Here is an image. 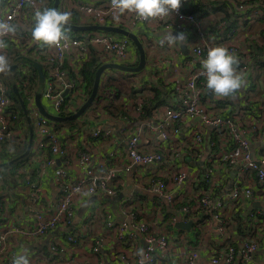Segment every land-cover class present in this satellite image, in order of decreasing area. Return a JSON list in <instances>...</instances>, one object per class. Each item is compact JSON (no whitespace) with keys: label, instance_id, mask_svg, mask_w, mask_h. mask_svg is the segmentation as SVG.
<instances>
[{"label":"crops","instance_id":"0c3cea01","mask_svg":"<svg viewBox=\"0 0 264 264\" xmlns=\"http://www.w3.org/2000/svg\"><path fill=\"white\" fill-rule=\"evenodd\" d=\"M195 1L186 0L185 5L194 9ZM202 3L205 4L202 8L206 9L207 1L202 0ZM3 4L5 0L2 1ZM63 4V10L69 8L67 2ZM207 14V21L220 38H230L240 48H246L255 53L264 50V19L243 22L234 15L235 17L232 16L231 21L228 20L224 28L218 24L220 18L225 16L224 12L215 9L208 10ZM132 30L138 34L147 52L146 68L133 77L135 87L139 90L152 73L158 72V76L154 75L155 78L159 77L165 84L173 83L176 87L173 91L169 90V93L166 91L167 104H180L181 98L178 93L185 86L188 73L200 65L192 61L193 55L189 42L168 43L165 40L167 33L172 32L176 35L180 32L157 20L141 23ZM11 44H15L18 48L21 46L15 40H10V45L8 42L9 48ZM41 45L42 43L32 39V30L28 29L25 52L29 51L31 56L36 55L34 57L38 58L37 53L41 51ZM234 56L239 60L236 66L237 71L244 77L241 89L234 98H217L211 91H207L203 98L209 112L223 111L224 114L238 120H245L242 124V127L248 131L245 136L250 138L253 153L259 156V150L264 151V136H259V133L253 130L250 117L244 111H252L258 119L264 112V70L260 71L257 60L252 58L248 62L249 69L243 71L242 65L247 60L243 56ZM18 61L17 58L12 64H16L17 67ZM67 62L69 66L71 60L68 59ZM71 70L75 71L73 68ZM111 73L114 82L122 80L130 85V81L126 78H116L120 75L119 72L116 75L115 72ZM7 75L10 78L14 77V70H11V67ZM69 78H72L70 73ZM199 80L202 81L203 77ZM78 81L76 80L77 84L85 89L86 83L80 76ZM130 92L128 89L115 95L118 102H112V104L105 100L92 113L79 118L77 124L62 127L63 138H66L71 157L70 169L74 177L80 178L84 174L79 162V153L86 151L93 156L95 166L104 163L107 167L118 169L117 190L114 194L97 191L93 195H81L75 202V215L72 222L67 226L56 227L43 238L26 239L20 235L11 236L7 247L17 256L26 255L29 264H73L72 260L76 264H140L136 257L147 246L145 238L140 236L137 240L128 241L119 239V223L122 220L131 223L134 217L145 221L150 226L151 232L169 236L170 245L159 251L153 264H187V256L191 249L199 250L201 253L196 264H222L212 262L222 242L216 229V222L208 209L195 210L187 220L185 219V221H192L190 229L172 224V218L179 215V209L184 204L193 202L204 186L207 158L210 155L219 156L220 153L229 149L228 143L224 141V135L217 133L212 125L203 123L201 120L184 118L177 123L178 130L171 132L170 137L165 139L160 135L156 125L163 115L166 104L156 106V114L153 112L148 116V121H144L142 117L136 118L134 113L135 102L139 103L141 98L135 101L128 96ZM223 100L226 102L224 103ZM218 101L221 103L219 104ZM259 102L262 103L261 106ZM43 103L45 104V101ZM123 109L126 112L125 115L120 112ZM139 125L143 126L140 139L142 149L161 153L163 155L161 162L147 165L132 163L128 153V139L135 127ZM97 128L102 129L103 132L95 136L94 132ZM197 129L203 137L200 146L195 141ZM251 130L254 132L251 133ZM256 130L259 131V126ZM38 142L39 138L36 143L33 139L34 151L31 162L19 170V173H26L25 180L36 178L42 160L54 156L46 147L38 150ZM58 165H60L59 159L55 165L47 167L40 174L43 190L49 201H54L59 193L55 177V168ZM214 165L217 196L228 198L238 182L242 181L244 185H248L247 183L254 177L243 168L242 163L231 165L219 159L214 162ZM177 173H183L185 177L179 181L175 178ZM153 178L165 180L167 188L164 194L148 190L147 185ZM2 187L5 192L0 196V227L6 222L30 221L32 217L31 206H29L30 190L22 175L20 177L17 174L9 182L8 187L3 185ZM167 193L173 198L172 201L165 197ZM263 205L257 189L255 197H242L236 202H231L228 198L224 207L223 215L229 225V243L236 245L244 240L258 238L259 249L253 254L249 264H264ZM109 221L113 222L112 226L108 225ZM71 232H77L78 238L75 243L65 239V234ZM53 241L65 245L66 250L65 253L57 254L54 260L50 261L47 259V253Z\"/></svg>","mask_w":264,"mask_h":264},{"label":"built area","instance_id":"2783aa9c","mask_svg":"<svg viewBox=\"0 0 264 264\" xmlns=\"http://www.w3.org/2000/svg\"><path fill=\"white\" fill-rule=\"evenodd\" d=\"M2 1L0 0V19L6 20L16 27L15 34L3 38L5 47L0 49V53L7 55L10 40L22 41L27 44L28 29L32 30L35 26V12L46 9L49 0H5L3 5ZM63 2H67L69 8H75L86 24H115L132 30L139 24L148 22L138 19L134 13H119L118 10L112 7L111 0H63ZM229 2V7H226L227 11L233 14L232 16H238L243 22L264 19V0H229ZM207 15L197 14L192 9L185 10L181 3L178 11H174L163 19H155L180 33L183 32L192 50V61L200 64L188 73L186 84L178 93L181 98L179 107L173 106L174 104L164 106L163 115L156 125L160 135L167 139L170 137L171 132L178 130L177 123L179 121L184 118H200L201 122L212 125L217 133L224 135V141L228 143L229 148L220 153L219 156L210 155L207 158L208 165L204 174V186L193 202L184 204L179 209V215L172 218V224L176 225L179 221L187 220L195 210L208 209L216 222V229L222 242V246L213 256L212 262L249 264L253 254L259 249L258 238L244 240L237 245L229 243V225L223 212L228 198L231 202H236L242 197H255L257 189L259 190V198L264 203V153L262 150H259V156L253 153L250 138L245 136L248 131L242 127L243 122H245L244 119L238 120L233 116L224 114L223 111H218V113L208 111L203 96L210 90L206 87L207 77L204 74L202 61L207 58L209 48L222 46L226 47L232 55L243 56L247 60L242 65L243 71L249 69L248 62L252 58L257 60L259 70L262 71L264 67V50L255 53L249 49L240 48L230 38H220L207 21ZM218 24L225 28L227 20L220 18ZM66 35L67 40L61 41L60 46L42 44L41 48H43V53L46 56L45 58L40 57L46 64L45 87L41 91L42 99L45 101L47 109L54 114L63 116L77 111L76 100L85 91L84 87L79 86L75 79L69 78L70 69L73 68L77 72L82 62L90 59L94 50L99 53L105 62L114 61L131 65L139 59L131 40L119 33L86 30L79 31L78 34L66 32ZM68 59L71 60L69 66L67 65L69 63L67 62ZM200 77H203L202 81L199 80ZM223 102L226 101L223 100ZM10 103L8 88L0 78V147L3 144L19 145L25 137L21 129L15 130L12 128V123L17 120L18 115L9 113ZM141 103L142 100L134 109L135 116L148 121V115L143 110ZM261 105L262 103L259 102V106ZM28 108L33 114H39L32 120L33 129L35 127L39 135L38 150L46 147L54 156L42 160L36 179L29 178L25 180L30 190L29 206H31L32 213L30 221L6 222L0 227V264H13L14 259L17 257V254L7 247V242H9L11 236L20 235L26 239H40L58 226L69 225L75 215V202L81 195H93L97 191L114 194L119 180L117 168L107 167L104 163L95 166L93 156L86 151L79 153V162L84 174L80 178L74 177L70 169L71 157L66 138H63V129L57 127V122L39 113L35 104V96L29 97ZM156 109L154 110L155 114ZM244 113L250 117L253 130L259 133V136H264V112L259 115V119L252 111L245 110ZM257 126H259L258 132L256 130ZM102 132V129L97 128L94 135L98 136ZM142 132L143 126L139 125L135 127L128 139V153L132 163L147 165L161 162L163 160L161 153L142 149L140 142ZM252 132L254 131L251 130ZM195 134V141L200 146L203 139L202 133L197 129ZM217 157L231 165L242 163L243 168L254 176L247 183L248 185H244L242 181L238 182L228 198L215 194L214 162L219 161ZM58 159L60 165L55 168V177L59 193L54 201H49L43 190L40 174L47 167L55 165ZM184 177L183 173H177L175 178L180 181ZM147 188L150 191L164 194L167 183L162 178H153L148 183ZM165 197L169 201L173 200L169 193ZM262 212L264 213V205ZM108 225L112 226L113 222L109 221ZM118 231L119 239L122 241L137 240L140 236L145 238L147 246L143 251L144 264H153L159 251L170 245L169 236L151 232L150 226L145 221L135 217L131 223L122 220L118 225ZM76 233L65 234V239L75 243L78 238ZM65 250V245L53 241L47 253V259L52 261L57 254L65 253ZM200 255L199 250L191 249L187 256V264H196V260ZM136 260L141 264L139 254H137ZM72 262L76 264L74 260Z\"/></svg>","mask_w":264,"mask_h":264},{"label":"trees","instance_id":"16d2710c","mask_svg":"<svg viewBox=\"0 0 264 264\" xmlns=\"http://www.w3.org/2000/svg\"><path fill=\"white\" fill-rule=\"evenodd\" d=\"M185 1L186 0H181V3L185 7V10L189 11L192 9L197 14L203 15V14H207L208 10L218 9V10L224 12L225 16H223L222 19H226L227 21L230 20V18L233 15V14L229 13L226 9V7H229V5H230L229 0H206L207 1V4H206L207 8L206 9L202 8L203 6H205V4H203L204 1L202 3V0H196L195 1L196 4L193 5L194 9L187 7L185 5ZM53 3H54V0H49L47 8H53ZM62 4H63V0H60L59 11L68 12L71 14L70 23L86 24V22L82 20L80 13L75 8H68L66 10H63ZM205 10L207 12L204 13ZM65 31L70 32L71 30L65 29ZM78 33H79V31L76 32V34H78ZM18 43L21 44V46L19 48L15 44H11V46L9 48V51H8L9 53L7 54V58H8L10 67H11L12 62L15 59L24 55L23 53H25V55H27V56H31L29 51L25 52L27 44L22 42V41L18 42ZM9 45H10V41H9ZM133 45L135 47L136 53L139 56L138 49L136 48L135 44H133ZM34 56H36V55H32L31 57L38 60L41 63L43 70H44V73H45V76H46V64L43 62V59H40V57L45 58V56H46V54L43 53V48L41 49V51H39L37 53L38 58L34 57ZM139 59H140V57H139ZM139 59L137 62H135L134 64H131V65H137L139 63ZM103 63H105V61L102 59V57L99 55V53L94 52V55H92V57L90 59L82 62V64L79 66L77 72L72 71L70 69L72 78H74L78 81V78L80 76L81 79H83L86 83L85 91L83 93H81L79 95V98L76 100V103H77L76 110H78L79 107L90 96V94L92 92V87H93L96 71L99 68V66L102 65ZM26 67H27V69H25ZM263 70H264V67H263ZM107 72H115V71H112L111 69H107L104 71V73L102 75L99 91L97 93L96 98L100 96L106 100H110L111 102H114L116 100L115 95L122 93V92H125L126 90L130 89L131 92L129 93L128 96L135 99V101L138 100V98L140 97L142 100V103H141L142 108L147 113L148 116L150 114L151 115L153 114V112H154L153 110L156 108V106H159L162 104L168 105L167 104V101H168L167 92L169 93V90H171V91L174 90L173 83L165 84L163 79H160L159 77L155 78L154 75L157 74V76H158V72L155 74L152 73L150 78H147L146 81H144V84L142 85V87L139 90L135 87V80L133 79V77L137 76V72H125V71L117 70V72H119L121 76H124L127 80L130 81V85H129V83H124L122 80H120V81L117 80L115 82L112 81L110 84L103 82V77ZM0 78L6 84V86L8 88V94H9L10 99H11V103L9 105L8 111L11 115L12 114L18 115L17 120H15L12 123V128L15 130L21 129L25 134L24 140L21 144H19V145L3 144L2 147H0V162H6V161H9L11 159L16 158L17 156L21 155L26 150V148L28 146V142H29V133H30L29 123H28L27 117L23 111L19 97L14 92L13 85L14 84L17 85V87L20 90V93H21V95L25 101V104L28 108L29 97H34L37 91H42L43 88L45 87V83H44V85L40 84L39 77H38V70H37L36 66L31 64L25 58H20L19 61L17 62V67H15V69H14V77L13 78H10L7 74H4V73H0ZM109 81L110 80H108V82ZM164 90H165V94H163ZM113 96L115 98H113ZM142 96L146 97V99H143ZM99 100H101V98ZM218 103L220 104L221 101H218ZM91 105H90V107H91ZM179 105L180 104L177 103L173 106L179 107ZM137 106H138V102L136 101L135 107H137ZM28 111H29V115L31 116L32 120H34V118L39 115L36 113L33 114L29 108H28ZM120 112H122L123 115L126 114L124 109H123V111H120ZM78 121H79V119H76V120H71V121H67V122H57L56 124H57L58 128H62L63 126H67V125L73 126V125L77 124ZM34 139H35V133H34ZM33 147L34 146H32L30 153L28 155H26L24 158L14 162V163H11L8 165H3L2 167H0V185H1L0 196L2 193L5 192V191H3L2 185L4 187H8L9 182L17 174L20 175V177L22 175V177L25 181L26 173H24V172H23V174L19 173V170L31 162L30 160H31V157L33 156L32 154L34 151ZM47 150L50 152L49 149H47ZM263 153H264V151H263ZM34 179H36V178H34ZM173 227H175V226H173ZM180 230H183V229H180Z\"/></svg>","mask_w":264,"mask_h":264},{"label":"clouds","instance_id":"9594fccd","mask_svg":"<svg viewBox=\"0 0 264 264\" xmlns=\"http://www.w3.org/2000/svg\"><path fill=\"white\" fill-rule=\"evenodd\" d=\"M111 5L119 13H134L142 21L163 19L181 7V0H111ZM71 14L55 8H46L35 12V26L32 29V39L48 46H60L61 41L67 40L66 27L70 26ZM16 27L0 19V49L5 47L4 37L15 34ZM170 43L184 44L187 39L183 32L165 35ZM164 43V41H161ZM239 60L226 47L209 48L207 58L202 61L204 74L207 77L206 87L217 98H234L244 84V77L237 71ZM10 64L5 54L0 53V73L7 74ZM141 264H144V253ZM13 264H29L26 255H19Z\"/></svg>","mask_w":264,"mask_h":264},{"label":"water","instance_id":"95a60500","mask_svg":"<svg viewBox=\"0 0 264 264\" xmlns=\"http://www.w3.org/2000/svg\"><path fill=\"white\" fill-rule=\"evenodd\" d=\"M59 6H60V0H54L53 8L59 10ZM66 29L71 30L73 32L86 31V30H101V31L119 33L123 36L128 37L131 40V42L133 44H135L136 48L138 49L140 59H139V63L137 65H127V64L120 63V62H114V61L113 62H105L102 65H100L96 71V74H95L92 92H91L90 96L79 107V109L75 113H72L70 115H64L63 116V115H57V114L52 113L49 109H47V107L43 103L42 92L37 91L35 94V104L37 106L39 113L42 114L43 116L47 117L48 119L55 121V122H67V121L79 119L82 116V114L87 110L88 107H90V105L95 100L97 93L99 91L102 75H103L105 70L117 69V70L125 71V72H140V71L144 70L147 66V52H146V48L143 45V42L141 41V39L139 38V36L136 32H134L133 30H131L127 27H124L121 25H115V24H97V23L74 24V23H70V26L66 27ZM183 48L185 49L184 46H183ZM20 58H25L31 64L36 66V68L38 70L39 82L41 85H44L45 73H44V70H43L41 63L38 60H36L32 57L26 56V55H22V56L18 57V59H20ZM15 67H16V64H12L11 70H14ZM150 73H151V71H150ZM13 88H14V92L17 94V96L20 99L23 111H24V113L27 117L28 123H29V129H30L29 142H28V146H27L26 150L21 155L17 156L14 159L6 161V162H0V167H2L3 165H8V164L14 163V162L24 158L26 155H28L31 151L33 139H34V129H33V125H32V118L29 115L28 108L25 104V101H24L17 85L14 84ZM197 120H201V119L197 118ZM191 225H192V221H179L176 223L177 227L186 228V229H190Z\"/></svg>","mask_w":264,"mask_h":264},{"label":"rangeland","instance_id":"374dc122","mask_svg":"<svg viewBox=\"0 0 264 264\" xmlns=\"http://www.w3.org/2000/svg\"><path fill=\"white\" fill-rule=\"evenodd\" d=\"M64 3V2H63ZM63 7H64V4H63ZM250 24V23H249ZM69 33H71V34H76V32H73V31H70ZM25 69H27V67L25 68ZM112 71H115V75L117 74V69H111ZM112 73L111 72H107L105 75H104V77H103V82H106V83H111L113 80H112V75H111ZM120 74V73H119ZM120 78V79H125V77L124 76H121V75H119V76H116V78ZM108 80H110L109 82H108ZM127 80V79H126ZM101 98V100H99ZM106 99H104V98H102V97H97L94 101H93V104L91 105V107H88L87 108V110L85 111V113L84 114H82V116L80 117V118H84L85 116H87L88 114H90V113H92L93 112V110L94 109H96V107L98 106V105H100V103L102 104V103H104V101H105ZM109 102H111L110 100H108ZM114 102H118V100H115ZM111 104H112V102H111ZM28 107H29V103H28ZM34 132H35V139H34V142L36 143L37 142V139H38V137H39V135H38V133H37V131H36V128L34 127Z\"/></svg>","mask_w":264,"mask_h":264},{"label":"bare ground","instance_id":"6f19581e","mask_svg":"<svg viewBox=\"0 0 264 264\" xmlns=\"http://www.w3.org/2000/svg\"><path fill=\"white\" fill-rule=\"evenodd\" d=\"M104 253V252H103Z\"/></svg>","mask_w":264,"mask_h":264}]
</instances>
